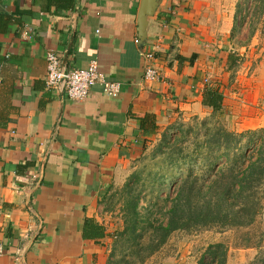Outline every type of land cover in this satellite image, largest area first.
<instances>
[{
	"label": "crops",
	"instance_id": "obj_1",
	"mask_svg": "<svg viewBox=\"0 0 264 264\" xmlns=\"http://www.w3.org/2000/svg\"><path fill=\"white\" fill-rule=\"evenodd\" d=\"M240 2L148 0L141 19L143 0H0V264H109L110 188L152 140L213 112L208 88H221L232 129H264V29L235 46ZM255 43L248 73L239 61ZM143 50L162 79H145ZM49 51L69 69L97 60L119 91L48 88Z\"/></svg>",
	"mask_w": 264,
	"mask_h": 264
},
{
	"label": "rangeland",
	"instance_id": "obj_2",
	"mask_svg": "<svg viewBox=\"0 0 264 264\" xmlns=\"http://www.w3.org/2000/svg\"><path fill=\"white\" fill-rule=\"evenodd\" d=\"M237 10L232 34L235 46L249 47L254 44L256 31L264 29V0H241ZM259 44L252 47L253 54L240 57L239 65L246 63L248 73L258 65ZM222 125L237 134L228 138V145H235L234 151H239L237 155H224L218 145L212 146L224 142L218 135ZM250 131L261 129H232L224 114L212 112L182 120L152 140L127 166L124 179L112 185L105 199V211L117 234L109 264H264V176L258 183L246 184L244 175L260 157L264 161V132ZM235 157H243L234 168L240 179L232 176ZM224 173L227 176L215 184L217 175ZM236 178L241 183L235 187L238 191L223 203L231 211L232 222L191 225L163 240L160 221L177 203V185L187 180L186 197L191 183H199L204 194L198 205L203 206L218 197L224 180L234 182ZM241 194L257 202V210L250 207L257 211L255 217L253 211L240 210L245 206Z\"/></svg>",
	"mask_w": 264,
	"mask_h": 264
},
{
	"label": "trees",
	"instance_id": "obj_3",
	"mask_svg": "<svg viewBox=\"0 0 264 264\" xmlns=\"http://www.w3.org/2000/svg\"><path fill=\"white\" fill-rule=\"evenodd\" d=\"M10 24L9 18L6 16L0 15V34L4 33L8 26ZM222 101H223V92L220 87H210L206 91V95L204 98V105L206 107H209L213 109L214 114L222 113ZM259 132H264V129H261V131L251 132L252 134H258ZM218 135L220 138L222 136L224 137V142H220L218 144H213L212 146H219L220 151L224 153V155H231L232 153L238 154L239 151H234L235 145H228L229 141L228 138L232 136H237V134L229 129H227L225 126H221L218 129ZM226 136V139H225ZM211 148V147H210ZM212 152L213 149L211 148ZM240 159V158H239ZM243 157H241L240 160H242ZM236 157L232 160V176L237 177L238 174L234 173L235 165L240 161ZM217 162L214 163L216 165ZM261 165V166H260ZM257 166L259 168H257ZM264 161L263 158H259V162H255L248 167V171L244 173L245 175V183L246 184H252L254 181L257 183L260 181L258 178H262L264 176ZM220 169V168H219ZM215 170V167L213 170H210L209 172H212ZM191 171L190 177L193 175ZM218 172V171H217ZM223 175L216 177L214 183L219 184L223 178L227 175ZM239 178V176L237 177ZM237 178L233 181L224 180L223 183H221V186H219L220 193L218 194V197L215 199L213 198L207 205L200 206L198 203L200 202V199H202L204 194V188L201 187V185L197 182L191 183V186L189 187L188 196L185 197V189L187 186V180L182 182L179 186L177 185L178 189L180 190L177 203L170 208L168 211V215H165L163 220L160 221L159 230H161V235L163 240H166L169 235L178 229H186L190 227L191 225H209V224H225L227 220L232 222L231 211L230 209H225V205L223 204L225 200H229V196L234 192L238 191L235 187L238 185L240 186V181L237 180ZM240 179V178H239ZM189 182V179H188ZM177 189V190H178ZM241 197L245 198V206L241 208L240 210L243 212H249L253 211L251 210V206L256 207V210L258 209L257 202L255 200H251L249 196L241 194ZM248 207L245 209V207ZM253 211V216L255 217V213L257 211ZM240 212V211H239ZM252 216V217H253ZM247 219H251V216H249Z\"/></svg>",
	"mask_w": 264,
	"mask_h": 264
},
{
	"label": "built area",
	"instance_id": "obj_4",
	"mask_svg": "<svg viewBox=\"0 0 264 264\" xmlns=\"http://www.w3.org/2000/svg\"><path fill=\"white\" fill-rule=\"evenodd\" d=\"M140 42V40H137ZM145 60V79L155 81L162 79L157 65V58L153 51L143 50ZM47 59L46 85L50 89L60 90L72 99L83 100L90 94L92 88L102 84L108 95H115L120 89V83L109 81L101 70L100 63L94 60L87 68L69 69L63 59L54 51H49ZM4 247L0 242V256Z\"/></svg>",
	"mask_w": 264,
	"mask_h": 264
},
{
	"label": "water",
	"instance_id": "obj_5",
	"mask_svg": "<svg viewBox=\"0 0 264 264\" xmlns=\"http://www.w3.org/2000/svg\"><path fill=\"white\" fill-rule=\"evenodd\" d=\"M148 7H149L148 6V0H143L141 19H144V16H145L146 12L148 11ZM66 61L64 62L65 65L67 64Z\"/></svg>",
	"mask_w": 264,
	"mask_h": 264
}]
</instances>
